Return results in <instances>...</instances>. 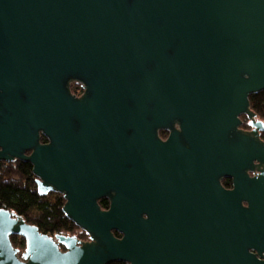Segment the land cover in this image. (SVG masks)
Returning <instances> with one entry per match:
<instances>
[{
    "label": "water",
    "instance_id": "obj_1",
    "mask_svg": "<svg viewBox=\"0 0 264 264\" xmlns=\"http://www.w3.org/2000/svg\"><path fill=\"white\" fill-rule=\"evenodd\" d=\"M260 91L264 0H0V162L87 235L0 208V264H264Z\"/></svg>",
    "mask_w": 264,
    "mask_h": 264
},
{
    "label": "trees",
    "instance_id": "obj_2",
    "mask_svg": "<svg viewBox=\"0 0 264 264\" xmlns=\"http://www.w3.org/2000/svg\"><path fill=\"white\" fill-rule=\"evenodd\" d=\"M71 92L80 94L81 88L78 84H71ZM250 110L256 114L258 119L264 120V91L249 96ZM243 127L247 128L248 120L242 116ZM166 132L161 131L160 136L165 137ZM42 141H45L42 138ZM64 199L61 194L48 193L40 195L37 192L35 177L32 167L24 161L11 163L0 162V208L15 212L30 225H34L44 234H64L87 239V235L77 228L62 212ZM102 209H107V199L99 201ZM115 236L119 237L117 233ZM14 246L23 247L24 240L15 236L11 237ZM110 264H126L113 262Z\"/></svg>",
    "mask_w": 264,
    "mask_h": 264
},
{
    "label": "flooded vegetation",
    "instance_id": "obj_3",
    "mask_svg": "<svg viewBox=\"0 0 264 264\" xmlns=\"http://www.w3.org/2000/svg\"><path fill=\"white\" fill-rule=\"evenodd\" d=\"M72 84H78L79 86H80V88H81V93L80 94H74V93H72V94H74V95H76V96H80V95H82V93H83V87H82V85L81 84H79V83H72ZM70 87H71V85H70ZM71 90V89H70ZM242 117V116H241ZM241 117H240V120H241ZM248 120V119H247ZM257 120H261V119H258L257 118ZM261 121H263V123H264V120H261ZM241 126H240V128L242 129V130H244V131H251V128H250V126H249V120H248V123H247V128H244L243 127V122H242V120H241ZM167 133V132H166ZM167 135H168V133L166 134V136L165 137H161L160 136V132H159V137L160 138H162V139H165L166 137H167ZM258 137H259V139H260V141H262L263 143H264V131H259L258 132ZM42 138H44V140L45 141H42ZM40 142L41 143H46L47 142V140H46V138L44 137V136H41L40 137ZM15 161H19V160H15ZM14 162V161H13ZM255 166H257L259 163L258 162H254L253 163ZM258 174V172H257V170L255 169L254 171H248V175H249V177H254V176H256ZM220 184H221V186L225 189V190H231L232 188H233V186H232V179L231 178H229V177H224V178H222L221 180H220ZM108 201V200H107ZM99 203V202H98ZM100 205V204H99ZM244 205H245V203H244ZM40 232V231H39ZM41 233V232H40ZM42 234H44V233H42ZM56 234H59V233H56ZM56 234H53V235H50V234H46V235H48V236H54V235H56ZM62 235H64V234H62ZM66 236H69V235H66ZM11 237H13V236H11ZM11 237H10V242H11V245H12V247H13V249H16L18 252H17V256H18V258L20 259V260H22V258H21V254L24 252V250H25V240L22 238V237H20V236H15V237H17V238H22L23 240H24V244H23V247L22 248H20V247H17V246H14L13 244H12V241H11ZM77 237V236H76ZM78 238V237H77ZM79 240H83V239H80V238H78ZM85 240H87V239H85ZM85 240H83V241H85ZM59 249H60V251L61 252H64L65 251V249L62 247V246H59ZM250 252L252 253V254H256V252L254 251V250H250ZM264 256V255H263ZM257 259L258 260H260V261H262V259H263V257H260V256H257Z\"/></svg>",
    "mask_w": 264,
    "mask_h": 264
}]
</instances>
